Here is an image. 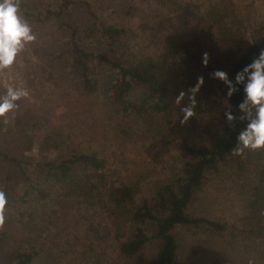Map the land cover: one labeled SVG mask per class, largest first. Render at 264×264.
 <instances>
[{
  "label": "trees",
  "instance_id": "trees-1",
  "mask_svg": "<svg viewBox=\"0 0 264 264\" xmlns=\"http://www.w3.org/2000/svg\"><path fill=\"white\" fill-rule=\"evenodd\" d=\"M145 1L151 7L152 0ZM157 2L180 6L177 0ZM139 11L135 0H21V12L37 36L30 47L42 69L51 79L57 74L74 96L99 97L95 106L121 125L112 134L119 145L139 132L152 134L141 143V155L151 166L148 174L159 168L165 175L151 193L137 197L147 174L135 181L109 179L107 157L73 145L62 130L42 120L0 122V191L7 200L0 264H57L59 254L36 245L57 202L76 224L71 229L63 224L67 233L59 249L66 263L183 264L180 234L199 228L216 237L250 240L264 259V150L237 166L247 176L234 194L244 208L238 219L227 222L191 209L206 183L226 176L225 169L241 157L235 151L241 125L224 116L236 111L240 97L228 98L226 85L209 75L211 68L201 58L208 39L205 26L166 36L156 54H138L130 48L134 32L125 19ZM261 49L264 23L225 66L229 78ZM186 106L194 115L181 123ZM197 128L206 143L196 138ZM37 138L38 153L49 158L29 154ZM15 224L18 234L10 229ZM80 227L83 235L76 234Z\"/></svg>",
  "mask_w": 264,
  "mask_h": 264
},
{
  "label": "rangeland",
  "instance_id": "rangeland-1",
  "mask_svg": "<svg viewBox=\"0 0 264 264\" xmlns=\"http://www.w3.org/2000/svg\"><path fill=\"white\" fill-rule=\"evenodd\" d=\"M135 2L140 9L138 15L125 19L126 26L131 27L134 32L129 42L134 52L156 54L166 36L190 34L197 24H202L206 29L204 35L208 39L202 48L201 58L206 61V67L209 66L213 74L217 70L225 71V66L250 44L259 24L264 23V0H177L176 4L180 6L174 8L163 6L157 0H152L149 8L146 7L145 0ZM212 73L209 75L214 78ZM51 77L49 70H43L42 63L33 55L30 44L26 45L10 68L0 70V96L6 93L9 86L26 88L29 95L17 101L18 108L0 117V122L16 124L20 120H42L47 127L65 132L67 140L73 145L85 150H98L106 156L109 179L135 181L147 174L143 181H139L136 194L140 197L151 193L165 175L159 168L148 174L151 166L141 155V143L150 141L152 134L139 132L124 146L119 145L113 135L121 125L116 123L115 118H110L111 114L107 110H100L95 106L96 100L100 98L74 96L73 92L64 89L66 83H62L57 74L54 79ZM195 136L198 140L207 142L198 128ZM39 141L37 138L29 154L38 159L49 158V155L41 156L38 153ZM256 153L257 150L246 149L241 157H237L240 160L225 169L226 176L210 179L195 196L191 209L196 212L201 210L210 217L227 222L238 219L244 208L239 197H234V194L236 189L242 188V182L247 176L246 170L242 172L237 166L244 163L242 159ZM21 189L19 186L18 191ZM56 204L53 214H49L47 207L42 206L43 213L49 214V217L43 221L45 224L42 223L47 227L38 237L36 245L42 247V252L52 249V254H59L57 264H81L79 260L66 263L60 255L63 254L59 249L62 238L67 233V227L63 230L64 222L70 229L76 224L68 216L65 205L58 202ZM6 223L4 218L0 224L5 227ZM17 225L10 228L13 234H18ZM202 230L189 229L180 234L179 256L183 264H264L263 257L252 241L216 237ZM82 233L83 228L76 230L77 235ZM40 244L43 245L39 246ZM118 264H127V260H120Z\"/></svg>",
  "mask_w": 264,
  "mask_h": 264
},
{
  "label": "clouds",
  "instance_id": "clouds-1",
  "mask_svg": "<svg viewBox=\"0 0 264 264\" xmlns=\"http://www.w3.org/2000/svg\"><path fill=\"white\" fill-rule=\"evenodd\" d=\"M36 39L32 25L21 12V0H0V70L10 68L26 45ZM213 75L226 85L228 98L234 94L240 97L235 105L236 111L224 113L227 122L241 125L235 133L236 154L240 155L246 149L264 150V49L238 70L234 78L230 79L223 70H217ZM28 95L26 88L7 87L6 93L0 96V117L18 108L16 102ZM182 111L181 123L194 115L191 106ZM6 203V194L0 191V223L4 219Z\"/></svg>",
  "mask_w": 264,
  "mask_h": 264
}]
</instances>
